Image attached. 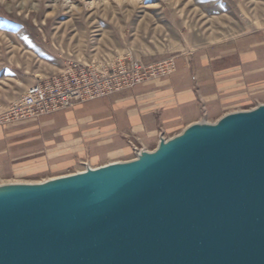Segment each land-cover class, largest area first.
I'll return each instance as SVG.
<instances>
[{"label": "water", "instance_id": "1", "mask_svg": "<svg viewBox=\"0 0 264 264\" xmlns=\"http://www.w3.org/2000/svg\"><path fill=\"white\" fill-rule=\"evenodd\" d=\"M0 264H264V104L134 161L0 186Z\"/></svg>", "mask_w": 264, "mask_h": 264}, {"label": "rangeland", "instance_id": "2", "mask_svg": "<svg viewBox=\"0 0 264 264\" xmlns=\"http://www.w3.org/2000/svg\"><path fill=\"white\" fill-rule=\"evenodd\" d=\"M260 36H264V0H0V127L34 120L5 122L3 115L37 82L51 84L83 70L112 83L131 63L172 66L170 72L137 84L143 85L170 77L179 55L237 42L245 46L252 37L258 40ZM258 93L215 122L196 123L214 124L228 114L251 111L264 104V90ZM185 129L158 132L154 144L136 145L128 159L98 166L81 160L61 171L0 179V185L37 184L134 161L140 152H153L161 140L172 139Z\"/></svg>", "mask_w": 264, "mask_h": 264}, {"label": "crops", "instance_id": "3", "mask_svg": "<svg viewBox=\"0 0 264 264\" xmlns=\"http://www.w3.org/2000/svg\"><path fill=\"white\" fill-rule=\"evenodd\" d=\"M250 39V38H249ZM174 59V73L107 98L0 127V179L132 157L160 131L215 122L264 90V36Z\"/></svg>", "mask_w": 264, "mask_h": 264}, {"label": "built area", "instance_id": "4", "mask_svg": "<svg viewBox=\"0 0 264 264\" xmlns=\"http://www.w3.org/2000/svg\"><path fill=\"white\" fill-rule=\"evenodd\" d=\"M171 67L167 63H160L156 67L131 63L127 65V71L123 68L122 76L116 77L112 83H107L105 76L99 78L91 72L88 76L86 74L88 72L83 70L54 79L51 84L37 82L10 106L9 112L3 115V120L10 122L37 119L75 104L107 97L112 93L141 84L148 77L156 78L164 75L170 72Z\"/></svg>", "mask_w": 264, "mask_h": 264}, {"label": "bare ground", "instance_id": "5", "mask_svg": "<svg viewBox=\"0 0 264 264\" xmlns=\"http://www.w3.org/2000/svg\"><path fill=\"white\" fill-rule=\"evenodd\" d=\"M78 174H80V173H78ZM56 179H58V178H56ZM52 180H55V179H52ZM49 181H51V180H49ZM43 183H45V182L37 183V184H28V183H18V182H14V183H4V184H1L0 186H8V185H38V184H43Z\"/></svg>", "mask_w": 264, "mask_h": 264}]
</instances>
